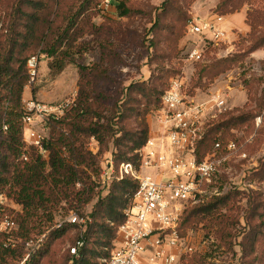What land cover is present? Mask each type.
<instances>
[{
  "label": "rangeland",
  "instance_id": "1",
  "mask_svg": "<svg viewBox=\"0 0 264 264\" xmlns=\"http://www.w3.org/2000/svg\"><path fill=\"white\" fill-rule=\"evenodd\" d=\"M77 0H62L61 5L70 4ZM14 0H0V16L10 20ZM78 2V1H77ZM218 0H125L130 8L127 16H121L116 7L117 2L108 14L99 13L88 20V25L99 27L106 25L104 33L95 32L84 34L78 41V48L71 56L65 68L57 75H53L49 58L42 52L41 47L30 50L28 54L39 55L38 75L35 81L30 78L23 92V109L27 101L46 103L52 107L61 106L57 117L64 114L65 109L72 103L78 92L79 68L78 65H92L101 59L100 43L113 45L115 56L106 61L110 78L100 80L99 85L105 93L109 103L117 102L125 106L120 108L121 119L119 125H124L129 131H137L141 117L130 112V98L127 97L129 87L137 82L147 83L134 94V108L145 112V120L149 127V136L156 130V112L159 109V98L150 95L151 85L158 91L157 97L168 88L171 80L182 77L185 80V91L194 94L208 89L222 90L227 94L228 104L241 115L236 124L229 130L225 129L223 140H235L243 145L246 159L237 156L225 165L218 173L210 187V193L196 203H189L185 209H191L196 204L203 205L214 197L233 196L228 205L221 206V216L217 222L210 223L206 218L197 224L196 228L186 229L187 242L193 246L191 253L184 254L180 264H264V225L263 218L253 214L249 202L264 205V170L258 171L264 162V47L258 52H248L252 37L258 30L252 32L254 11L264 9V0L245 1L240 11L235 13L237 24L245 17L248 26L246 33H239L234 29L235 40L232 44L223 45L222 48L209 47L205 51L203 62H188L185 53L188 49V28L186 23L195 17L219 22L214 16V7ZM28 11L27 6L22 7ZM248 14L249 18H248ZM58 21L61 22L59 19ZM224 29H228L226 21L219 22ZM262 28V27H260ZM6 31V30H5ZM254 34V35H253ZM228 47V51H224ZM240 55V61L234 63L229 69L220 73L216 78L209 80L205 73H200L202 67L210 63L232 56ZM204 75V76H202ZM201 80V82H199ZM127 107L128 114L123 112ZM52 116L33 118L30 127L42 130L46 140L50 137L49 120ZM29 126L24 134L29 132ZM113 129H116L114 127ZM222 130L219 131V134ZM117 136L120 133L116 134ZM224 143H227L225 142ZM30 145V144H29ZM86 147L92 154L98 155L101 172L99 175L85 168L90 174L91 186L94 187L92 199L88 203L79 204L76 201L62 199L53 208V221L42 226V232L36 233L29 239L16 236V247L22 251L21 259L10 258L7 264H25L41 248H43L52 230L70 224L67 220L72 213H77L85 223L74 227H67L66 232L52 242L48 255L42 257L41 264H71L69 248L79 237H83L91 213L98 198L107 193L109 182L105 172L112 169L119 172L123 163H117L113 153L115 145L113 140L103 145L91 138ZM48 160V157H43ZM103 179H106L103 182ZM88 183L79 182L75 191L87 189ZM6 195V193H4ZM6 205L0 209V219L5 215L16 217L23 212V206L7 196ZM251 197V198H250ZM264 208V206H263ZM264 213V209L259 210ZM259 213V214H260ZM181 220V217H180ZM19 225V224H18ZM255 225V235L250 230ZM223 227L220 232L218 230ZM17 229V228H16ZM15 229V230H16ZM251 234V237L246 233ZM246 235V236H245ZM246 246L244 257L243 247ZM29 255V256H28ZM244 258V259H243Z\"/></svg>",
  "mask_w": 264,
  "mask_h": 264
},
{
  "label": "trees",
  "instance_id": "2",
  "mask_svg": "<svg viewBox=\"0 0 264 264\" xmlns=\"http://www.w3.org/2000/svg\"><path fill=\"white\" fill-rule=\"evenodd\" d=\"M61 1L14 0L8 23L6 17H3L6 31L0 35V193H6L21 204L23 212L14 217L19 224L16 230L9 234L0 233V264H7L10 258L21 259L23 253L16 245L12 246V240L16 239V236L29 239L34 234L41 233L42 226L53 221V208L62 199L79 204L91 201L94 187L91 186L90 174L85 168H90L97 175L101 172L98 155L92 154L86 147L91 138L101 145L113 140L116 147L113 153L115 161L138 166L139 151L150 137L145 112L133 106L134 94L147 83H134L127 93L131 101L130 112L135 113L138 118L141 117L137 131L127 130L125 124L119 125L120 108L125 104L109 103L101 90L99 81L110 80L107 76L106 61L115 56L113 45L103 42L100 43L99 61L92 65H78L79 81L75 100L68 105L63 115L52 117L48 122L51 128L50 137L43 143L48 151V160L43 158L38 146L25 142L22 98L29 81L26 65L30 57L28 52L40 46L42 52L51 58L49 68L52 74L57 75L71 60L72 54L78 48L77 41L84 34L93 33V29L100 34L106 29L105 24L99 27L88 25V20L93 15L101 13L100 0H77L78 2L63 5ZM245 1L248 0H218L213 12L219 17L236 13ZM124 2L125 0L117 1L116 5L121 16L130 13V8ZM23 6H27L28 11L23 10ZM254 14L252 32H255L257 27L262 30H258L252 37L248 52L264 47V9H256ZM238 61L240 55L227 56L202 67L200 73H205V77L212 80ZM155 88L152 85L151 89L147 87L152 91L150 95L159 98L160 108L162 94L167 88L159 93L160 97H157L158 91ZM123 112L129 113L127 107ZM240 117L241 115H237L232 109L220 114L210 124L198 146V153L202 156L212 150L216 141L224 142L225 129H231ZM114 127L116 129H113ZM221 130L222 133L219 134ZM117 133L120 135L117 136ZM262 170L264 162L258 168V171ZM79 182L88 183L90 186L75 191ZM137 188V181L128 175L110 182L107 193L100 196L93 206L92 221L82 237L84 245L77 255L71 254L70 251L68 253L71 264H107L105 260L109 258L117 239L118 227L125 219L124 209L133 199ZM232 197H214L203 205L196 204L191 209H184L178 227L181 236L185 237L186 229L196 228L197 224L206 218L210 223L217 220L219 223L221 213L218 210L221 206L228 205ZM249 205L254 210L253 214L258 212L259 217L264 219V213L259 212L261 208L264 209V205L253 204L252 199ZM261 224L264 225V221ZM75 225L77 223H70L52 230L45 246L25 264H41L42 257L49 254L52 242L61 237L68 226ZM222 228L220 227L218 232ZM250 230L254 232L255 225H252ZM251 234L254 237L255 232ZM251 234L246 233L250 237ZM6 242L11 243L6 246ZM242 247L244 257L248 256L245 252L247 247ZM244 264H248L247 258Z\"/></svg>",
  "mask_w": 264,
  "mask_h": 264
},
{
  "label": "built area",
  "instance_id": "3",
  "mask_svg": "<svg viewBox=\"0 0 264 264\" xmlns=\"http://www.w3.org/2000/svg\"><path fill=\"white\" fill-rule=\"evenodd\" d=\"M117 1L120 0H100V12L108 14ZM215 18L220 22L219 16ZM219 22L201 17L189 21L186 61L203 62L209 47L222 48L229 44L227 32ZM3 31V17L0 16V35ZM224 49L225 52L229 50L227 46ZM39 62V55H32L27 60L31 82L38 75ZM185 86V80L176 77L163 92L161 107L156 112V132L140 149L139 165L122 163L118 173L112 169L110 174L107 171L104 174L109 184L125 175L138 183L133 199L124 209L125 219L118 227L117 239L109 258L105 260L107 264H180L183 255L193 251V246L178 229L185 206L202 200L210 193L216 175L232 158L247 157L243 145L235 140L227 143L218 140L211 151L202 156L198 153V146L210 124L232 107L222 90L210 88L189 94ZM60 109L61 106L27 101L23 115L24 129L35 117L57 118ZM24 140L27 144L38 146L41 155L48 157V151L43 146L46 137L42 130L29 126ZM6 199V195L0 193V209L6 205ZM67 220L85 223L77 213H72ZM16 228L18 224L13 216L5 215L0 219V233L9 234ZM15 244L16 240H12V246ZM83 245L84 239H77L70 246V253L77 255Z\"/></svg>",
  "mask_w": 264,
  "mask_h": 264
},
{
  "label": "crops",
  "instance_id": "4",
  "mask_svg": "<svg viewBox=\"0 0 264 264\" xmlns=\"http://www.w3.org/2000/svg\"><path fill=\"white\" fill-rule=\"evenodd\" d=\"M216 5V4H215ZM202 15V14H201ZM201 15H199V17H201ZM218 17L217 15L214 14L213 18ZM220 21H226L227 24V41L229 42V44H232V42L235 40L236 37H234V29H239L238 32L239 33H246L248 31V26L245 23V17L244 19H241V21H239V23L237 24L236 22V17H235V13L230 14V15H226V16H222L219 17ZM226 30V29H225ZM260 50H257L256 52H258ZM156 132V130L152 133L154 134Z\"/></svg>",
  "mask_w": 264,
  "mask_h": 264
}]
</instances>
